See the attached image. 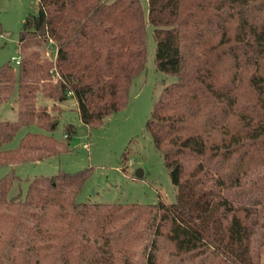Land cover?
<instances>
[{"label": "trees", "instance_id": "1", "mask_svg": "<svg viewBox=\"0 0 264 264\" xmlns=\"http://www.w3.org/2000/svg\"><path fill=\"white\" fill-rule=\"evenodd\" d=\"M18 36L19 64L0 68V166L40 162L67 145L36 98L76 102L89 129L128 104L146 66L152 27L157 72L175 79L153 102L145 129L177 194L173 204L79 202L88 169L0 178V264H260L252 211L264 222V0H37ZM3 35L0 24V37ZM35 125L14 149H1ZM76 133L67 124L63 138Z\"/></svg>", "mask_w": 264, "mask_h": 264}, {"label": "rangeland", "instance_id": "2", "mask_svg": "<svg viewBox=\"0 0 264 264\" xmlns=\"http://www.w3.org/2000/svg\"><path fill=\"white\" fill-rule=\"evenodd\" d=\"M144 17L147 14V0H139ZM38 13L37 0H0V68L11 59H19L18 36L25 19ZM146 66L145 70L132 82L128 93V104L108 117L101 126L89 129L81 124L74 99L59 104L37 95L36 105L46 107L57 117V128L51 133L57 142L67 145L60 155L40 162H23L0 166V178L11 171L20 180L19 187L13 186L10 196L27 189V179L52 176L58 172L76 173L89 170L78 196L79 202L91 203H137L173 204L177 190L172 184L168 171L163 165L161 154L154 148L151 136L145 129L153 102L161 89L175 81L171 76L155 69V43L152 27L146 25ZM0 120L14 122L16 108L13 103L0 105ZM71 124L76 133L68 140L63 138L64 127ZM28 132L42 133L35 125L18 130L11 142L1 149H14ZM141 172V176L138 173ZM264 176L263 167H254L246 172L241 183L248 185L259 176ZM252 211L251 242L260 239L262 243L259 263L264 264V222L258 206L249 205Z\"/></svg>", "mask_w": 264, "mask_h": 264}, {"label": "built area", "instance_id": "3", "mask_svg": "<svg viewBox=\"0 0 264 264\" xmlns=\"http://www.w3.org/2000/svg\"><path fill=\"white\" fill-rule=\"evenodd\" d=\"M11 60L15 63V65L19 64V59H11Z\"/></svg>", "mask_w": 264, "mask_h": 264}, {"label": "water", "instance_id": "4", "mask_svg": "<svg viewBox=\"0 0 264 264\" xmlns=\"http://www.w3.org/2000/svg\"><path fill=\"white\" fill-rule=\"evenodd\" d=\"M138 175H139V176H141V172H140V173H138Z\"/></svg>", "mask_w": 264, "mask_h": 264}]
</instances>
